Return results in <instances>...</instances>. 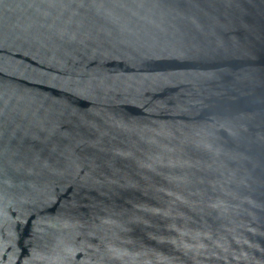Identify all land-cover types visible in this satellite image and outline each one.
Returning a JSON list of instances; mask_svg holds the SVG:
<instances>
[{
  "label": "water",
  "instance_id": "obj_1",
  "mask_svg": "<svg viewBox=\"0 0 264 264\" xmlns=\"http://www.w3.org/2000/svg\"><path fill=\"white\" fill-rule=\"evenodd\" d=\"M0 264H264V0H0Z\"/></svg>",
  "mask_w": 264,
  "mask_h": 264
}]
</instances>
